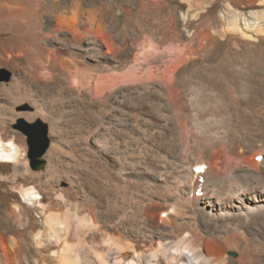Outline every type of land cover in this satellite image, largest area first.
<instances>
[{
    "label": "bare ground",
    "instance_id": "6f19581e",
    "mask_svg": "<svg viewBox=\"0 0 264 264\" xmlns=\"http://www.w3.org/2000/svg\"><path fill=\"white\" fill-rule=\"evenodd\" d=\"M32 1L0 0V38L20 49L38 80L47 67L56 68L59 59L74 70L78 87L68 98L55 100L63 110L93 93L91 80L97 72L107 68L131 71L139 66L134 36L140 38L142 32L129 20L143 0H124L121 5L99 0L88 8L80 0H66L63 5L47 0L45 13L34 11ZM190 1L155 0L156 9L172 11L178 41L174 48L152 52L150 58L164 64L161 70L171 75L172 84L180 90L176 100L169 103L158 83H138L115 91L109 112L98 115L101 133L107 134L101 146L109 151L115 178L89 185L74 180L70 170L58 165L63 154L69 166L81 163L71 152L73 145L66 138L70 131L62 125V116L34 90L15 91L0 85V127L8 129L21 116L30 121L40 119L48 123L52 139L41 154H35L30 146L32 156L45 160V174L32 169L27 160L21 168L20 154H12V147L0 150V264H236L223 252V242L231 241V233L245 225L252 227L263 220L264 165L253 171L240 164L255 143L245 134L233 128L226 132L204 126L209 130L204 131L187 117L183 110L189 109V103L184 92L196 69L212 74L230 58L235 63L233 74L246 78L238 64L264 54V0L252 10L220 0L213 25L206 23L213 0H201L196 8ZM93 24L111 33L108 50L113 57L105 56L108 50L102 51L90 32L83 33L76 44L78 52H68L64 59L56 55L52 31ZM205 29L207 33L201 35ZM246 89V83L239 86L242 97ZM147 90L157 94L167 135L164 127L126 116L120 107L125 96ZM206 105L211 106L203 103L201 107ZM205 121L210 124L211 118ZM32 125L23 128L26 138L25 130ZM157 138L164 139L165 151L156 144ZM148 158L156 161V172L147 167ZM195 197L196 203H203L197 223L202 221L214 236L208 239L215 245L212 255L205 253L202 240L192 229L179 232L191 224L182 211ZM45 199L58 210L64 209L66 218L49 211ZM254 238L264 242L263 237Z\"/></svg>",
    "mask_w": 264,
    "mask_h": 264
},
{
    "label": "rangeland",
    "instance_id": "374dc122",
    "mask_svg": "<svg viewBox=\"0 0 264 264\" xmlns=\"http://www.w3.org/2000/svg\"><path fill=\"white\" fill-rule=\"evenodd\" d=\"M51 1L57 5H63L66 0ZM80 1L84 8L99 2V0ZM111 1L121 5L124 0ZM226 1L232 7L244 6L247 10L254 9L260 3V0ZM190 3L193 8H196L200 6L201 0H191ZM219 4L220 0H213L212 6L206 13L207 24L213 25L217 21ZM30 5L34 11L45 13L48 1L33 0ZM30 20L32 19L30 18ZM18 21H20V18ZM129 22L134 28L142 32V37L137 38L134 36L138 46L135 52L136 57L141 58L139 66L131 70L132 72L126 69L115 71L111 68L97 72L92 76L91 80L93 93L87 95L83 101L72 102L71 106L67 107V111L63 110L55 100L61 96H67L68 98L69 94L74 92L73 89L78 87L79 79L74 70L59 59L56 68L47 67L44 71V76L38 80L30 69L31 65L28 59L20 49L9 41L0 38V85L12 88L15 91L17 89L34 90L40 97L45 98V102L48 105H52L55 113L62 116V125L70 131L66 138L67 142L73 145L74 149L71 152L80 159L81 163L76 167L69 166L66 163V160H68L67 155L63 154L58 165L64 170H70L73 179L80 180L84 185L116 177L115 167L108 162L109 151L106 146H101V143L106 141L107 134L104 136L98 125V115L109 112L115 91L132 87L138 83L146 85L147 83L155 82L160 85L169 103H173L177 98L178 92H180L172 84L171 75L161 70L160 67H163L164 64L154 62L150 58L152 52L174 48L177 45L178 37L173 25L172 11L162 12L156 9L155 0H143L134 10ZM56 26L58 27L59 25L56 24ZM62 29V32L52 31L51 38L56 43V47L53 50L58 57H63V59L68 57L71 52H78L76 44L82 40L85 32H90L98 40L104 52L108 50L112 42L111 33L107 30H102L96 24L80 25L73 28L63 26ZM207 31L206 29L203 30L201 35H205ZM153 45L156 48L152 50L151 46ZM195 48L198 51L201 49L199 44L195 45ZM108 52L110 53L109 50L105 52L107 53L105 56L113 57ZM233 63L234 59L232 58L222 62L215 67L212 74L206 72L204 74L202 68L196 69L189 78L188 87H186L187 89L184 92V97L189 103V109H184L183 112H186L187 114H184L190 119L196 120L202 130L205 127L207 129L209 127V130L213 129L212 131L219 129L228 132L232 131L233 128V130L236 129L241 134H245V137L251 142L254 141L255 143L252 144L250 150L241 158L240 164L245 165L250 170L258 171L264 165V54L257 53L254 58L249 57L246 61L244 60L238 64V70L246 76L243 79L233 74V68H235V63ZM244 83L247 84V89L244 92L245 94H243L246 97L243 96V98L239 92V86ZM203 103L204 105L205 103L211 104V106L201 107ZM199 105L204 109L201 110ZM215 105L222 107L220 109V107H215ZM26 107L24 106L25 109ZM120 107L126 116L146 119L153 122L155 127L157 126L156 128L163 129L164 127L165 122L163 123L162 111L159 110L157 94L153 90H147L143 94L131 93L125 96ZM49 108L51 109V107ZM170 114L173 115L174 112L171 111ZM207 117L211 118V122H214L215 125L211 122L210 125L205 121ZM38 122L46 125L48 143L50 145L52 139L48 123L40 119L30 121L21 116L16 122L11 123L7 127L8 129L12 128L14 132L0 127V150L3 147H12V154L16 151L20 154L21 168L24 167L25 160H27L32 169L45 174V160L42 156L34 157L30 154L29 137H27V142L26 135L23 132L25 126L28 124L34 125ZM165 129L167 127H164ZM164 132L167 135L169 131L165 130ZM156 141L158 147L160 146L159 148L165 151L166 143L164 139L157 138ZM145 163L150 170L154 172L158 170L156 161L148 158ZM34 197L37 196L34 195ZM196 201L197 198L195 197L192 200V204L185 207L182 211L192 225L183 226L179 232L184 233L186 230L192 229L202 240L205 253L212 255L215 245L212 242H208V239L214 236H212L202 221L197 223V213L202 209L203 203L200 201L196 203ZM48 203V200L45 199L44 204H47V208L51 209L49 211L56 213L55 215L60 219L66 218L64 209L58 210L54 204ZM231 234L232 240H229L227 244L223 242V252L232 256L236 260V264H264V242L254 238L257 235L264 239V218L263 220L261 219L260 223L252 225V227L245 225ZM183 235L182 237H189L188 235ZM0 251L3 252L2 247H0Z\"/></svg>",
    "mask_w": 264,
    "mask_h": 264
},
{
    "label": "water",
    "instance_id": "95a60500",
    "mask_svg": "<svg viewBox=\"0 0 264 264\" xmlns=\"http://www.w3.org/2000/svg\"><path fill=\"white\" fill-rule=\"evenodd\" d=\"M29 131L25 132L29 135V143H31V150L35 154H41L45 152V149L48 147V138H47V127L42 123H36L30 127Z\"/></svg>",
    "mask_w": 264,
    "mask_h": 264
}]
</instances>
